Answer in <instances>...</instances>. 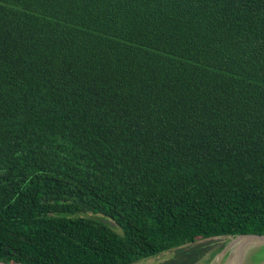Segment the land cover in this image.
I'll use <instances>...</instances> for the list:
<instances>
[{"label": "trees", "instance_id": "trees-1", "mask_svg": "<svg viewBox=\"0 0 264 264\" xmlns=\"http://www.w3.org/2000/svg\"><path fill=\"white\" fill-rule=\"evenodd\" d=\"M239 234H264V0H0L1 261L196 264Z\"/></svg>", "mask_w": 264, "mask_h": 264}, {"label": "rangeland", "instance_id": "rangeland-1", "mask_svg": "<svg viewBox=\"0 0 264 264\" xmlns=\"http://www.w3.org/2000/svg\"><path fill=\"white\" fill-rule=\"evenodd\" d=\"M87 215L91 216L93 214L87 213ZM232 240L233 237L220 236L210 240L199 241V243L209 242L208 245L210 244L211 249L196 264H211L214 259V256L218 253H221L225 249L226 245L230 243ZM176 254H177V250L171 249L157 256L143 259L135 264H162L165 263L167 259L169 260L170 258H173ZM245 257H246L245 262L247 264L260 263L264 261V246L260 248L250 249Z\"/></svg>", "mask_w": 264, "mask_h": 264}, {"label": "bare ground", "instance_id": "bare-ground-1", "mask_svg": "<svg viewBox=\"0 0 264 264\" xmlns=\"http://www.w3.org/2000/svg\"><path fill=\"white\" fill-rule=\"evenodd\" d=\"M233 240L225 249L214 256L211 264H242L247 252L264 246V240L248 236H232ZM168 260V259H167Z\"/></svg>", "mask_w": 264, "mask_h": 264}, {"label": "water", "instance_id": "water-1", "mask_svg": "<svg viewBox=\"0 0 264 264\" xmlns=\"http://www.w3.org/2000/svg\"><path fill=\"white\" fill-rule=\"evenodd\" d=\"M236 236H248V237H254V238H258V239H262L264 240V234H239V235H236ZM229 237H232V236H229ZM264 244V243H263ZM245 258L242 259L241 263L242 264H247L245 262ZM0 264H10V263H7V262H4V261H1L0 260ZM253 264H264V261L260 262V263H253Z\"/></svg>", "mask_w": 264, "mask_h": 264}]
</instances>
